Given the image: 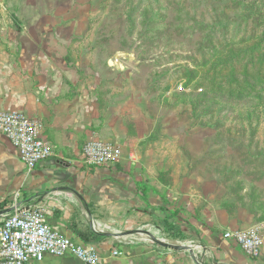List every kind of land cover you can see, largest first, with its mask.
I'll list each match as a JSON object with an SVG mask.
<instances>
[{"label":"rangeland","instance_id":"rangeland-1","mask_svg":"<svg viewBox=\"0 0 264 264\" xmlns=\"http://www.w3.org/2000/svg\"><path fill=\"white\" fill-rule=\"evenodd\" d=\"M17 5L44 19L13 13L15 26L50 25L87 85L109 96L110 110L139 122L138 134L128 124L124 144L139 140L141 159L155 155L162 163L158 177L199 195L203 207L225 209L234 229L256 228L264 256V51L253 46L264 33V0Z\"/></svg>","mask_w":264,"mask_h":264},{"label":"crops","instance_id":"crops-1","mask_svg":"<svg viewBox=\"0 0 264 264\" xmlns=\"http://www.w3.org/2000/svg\"><path fill=\"white\" fill-rule=\"evenodd\" d=\"M17 3L0 0V109L38 118L54 153L29 169L0 133V223L15 209L40 207L51 227L95 248L100 264H264V256L249 257L223 237L235 228L225 209L203 207L199 195L158 177L162 163L155 155L141 159L139 140L124 144L128 124L134 121L138 134L139 122L123 110H110L109 96L87 85L64 46L53 41L50 25L15 26L13 13L44 19ZM92 137L116 144L120 159L109 166L84 165L81 148ZM174 210L178 216H171ZM164 218L180 235H169ZM114 249L119 256L111 254ZM37 264L83 263L67 253L46 254Z\"/></svg>","mask_w":264,"mask_h":264},{"label":"built area","instance_id":"built-area-1","mask_svg":"<svg viewBox=\"0 0 264 264\" xmlns=\"http://www.w3.org/2000/svg\"><path fill=\"white\" fill-rule=\"evenodd\" d=\"M41 129L40 120L22 110L0 109V133L18 149L29 169L54 153ZM120 153L116 144L92 137L83 144L80 158L86 166H109L120 159ZM223 237L232 239L249 257L261 254L263 239L254 227L228 229ZM67 253L75 255L83 264H100L95 248L51 227L40 207L15 209L0 223V264H37L46 254ZM111 254L119 256L120 252L114 249Z\"/></svg>","mask_w":264,"mask_h":264},{"label":"trees","instance_id":"trees-1","mask_svg":"<svg viewBox=\"0 0 264 264\" xmlns=\"http://www.w3.org/2000/svg\"><path fill=\"white\" fill-rule=\"evenodd\" d=\"M260 42L258 43V44H253V46H254V49L255 50H258V46L259 45H261L262 46V49H263V51H264V33L261 35V37H260ZM252 46V47H253ZM260 55V62H263V66H264V54H259ZM240 56H241V54H240ZM240 56H238V57H240ZM263 78H264V68H263ZM220 85H223V83L222 82H220L219 83ZM261 86V85H260ZM261 91L264 93V86H262L261 88ZM231 90V89H230ZM223 91V90H222ZM232 91V90H231ZM178 214H179V210H174V211H172L171 212V216H178ZM163 222H164V225H165V229L167 230V231H169V235L171 236V237H176V236H178V235H180V232H179V230H177V228L175 227V226H173V225H169L168 224V222H167V219L166 218H164V220H163ZM170 231H173V232H170ZM178 232V233H177ZM85 239V238H84ZM83 239V240H84Z\"/></svg>","mask_w":264,"mask_h":264}]
</instances>
